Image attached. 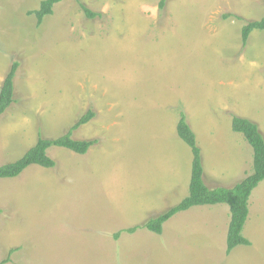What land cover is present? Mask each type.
I'll use <instances>...</instances> for the list:
<instances>
[{"label":"rangeland","instance_id":"obj_1","mask_svg":"<svg viewBox=\"0 0 264 264\" xmlns=\"http://www.w3.org/2000/svg\"><path fill=\"white\" fill-rule=\"evenodd\" d=\"M43 1L0 0V89L18 65L0 116V167L70 130L97 143L85 155L51 147L54 168L0 179V264H264V180L248 199L250 245L228 255L223 204L178 213L160 235L141 228L187 196L180 113L208 188L251 173L252 150L231 118L264 137V31L245 46L240 38L264 17V0H166L162 9L161 0H64L37 25L31 13Z\"/></svg>","mask_w":264,"mask_h":264},{"label":"trees","instance_id":"obj_2","mask_svg":"<svg viewBox=\"0 0 264 264\" xmlns=\"http://www.w3.org/2000/svg\"><path fill=\"white\" fill-rule=\"evenodd\" d=\"M64 0H45L37 11L31 14L36 18V24L40 25L43 19L52 14L53 6ZM166 0H161L159 8L165 6ZM84 15L92 18L95 15L81 6ZM252 31H264V17L257 21L247 22L241 28V45L245 46ZM18 65L15 63L10 67L0 89V116L5 113L14 102L13 100V78ZM92 115L88 113L82 117L75 128L86 124ZM74 128V129H75ZM231 130L241 134L252 150V170L244 179L231 188H208L203 181V167L201 152L197 145L195 135L186 122L185 116L180 113L176 125L177 137L190 149L191 166L188 183V193L177 205L169 208L155 218L149 219L141 228L150 233L160 235L163 225L178 213L185 212L193 207L226 205L229 209V223L226 232V250L228 255L236 247L250 245L249 241L242 236V229L248 216V199L252 191L264 180V137L253 122L240 117L231 118ZM96 140L79 141L71 139V130L55 140L38 138L36 143L27 150L24 155L14 163L0 167V179H13L19 176L31 165L43 169H52L55 162L48 157L47 151L51 147L68 150L77 155H85L89 149L96 145ZM140 227L124 230L125 233H134ZM118 238V234L114 239Z\"/></svg>","mask_w":264,"mask_h":264},{"label":"crops","instance_id":"obj_3","mask_svg":"<svg viewBox=\"0 0 264 264\" xmlns=\"http://www.w3.org/2000/svg\"><path fill=\"white\" fill-rule=\"evenodd\" d=\"M205 168V167H204ZM203 176H204V171H203ZM203 181H204V179H203ZM205 183V182H204Z\"/></svg>","mask_w":264,"mask_h":264}]
</instances>
